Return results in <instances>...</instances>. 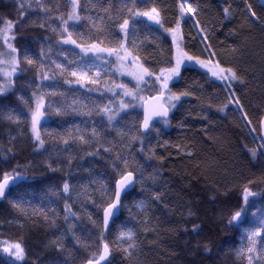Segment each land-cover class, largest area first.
Instances as JSON below:
<instances>
[{
	"label": "snow or ice",
	"instance_id": "obj_1",
	"mask_svg": "<svg viewBox=\"0 0 264 264\" xmlns=\"http://www.w3.org/2000/svg\"><path fill=\"white\" fill-rule=\"evenodd\" d=\"M138 4H145V0H120L119 9L113 0H97L96 4L85 0L83 5L81 0H64L63 4L59 0H35V6L33 0H23L18 5L16 21H0V96L19 90L17 80L23 79L24 74L31 70L34 77L26 85L31 90L29 98L26 100L20 96L19 99L27 108L30 118L29 140L33 150L42 154L48 151L46 144H62L61 151L67 166L88 173L87 178L95 185L92 190L84 184L77 189L65 181L59 192H51L52 196H59L65 202L63 231L49 241V245L58 254L70 256L71 251L64 244L66 239H70L77 246V251L84 250L87 253L80 264H114L113 246L120 249L130 264H139L137 232L127 224L118 225L117 221L121 210L127 207L124 200L137 184L143 185L145 182L144 166L136 159L135 153L143 154L145 140L153 132L159 134L161 127L170 124L182 99L195 96V90L191 88L174 91L176 84L184 79L183 73L201 70L199 74L209 81L223 82L226 102L217 111L226 112L230 105H235L248 127L251 139L256 142L252 148L243 144V150L252 160L259 158L264 162V114L257 121L260 128L257 136L249 113L244 111V104L232 87L233 84L246 83V70L237 67L235 57L232 61L225 60L213 48L209 37L215 25L212 28L201 25L198 19L201 8L197 0H175V12L169 21L165 20V10L155 3L143 8L138 7ZM242 7L244 15L252 24L264 29V20L253 10L252 4L245 0ZM90 9H98L104 15L95 18L82 16V12ZM222 13L224 20L232 21L234 10L231 6L224 7ZM26 15L29 19L24 21ZM85 19L91 25L87 33L80 30L81 21ZM25 23L52 34V38L44 37L45 44L36 41L39 52L35 55L30 47L32 41L21 44L24 37L18 36ZM186 26L195 29V35L192 36L195 43L186 40ZM243 27L242 24L241 32ZM141 31L150 35L141 40ZM228 35L235 36L237 32L229 29ZM53 39L58 49L56 58H53ZM164 39L169 44L167 55L149 62L142 54L146 42L163 51L156 41ZM196 45H200L199 50L192 51ZM231 51L236 54L242 50L232 47ZM261 76L264 77V69L261 70ZM23 87L25 85L21 84L20 88ZM82 90L86 95L98 94L100 99L91 101L90 105L85 104L75 98ZM69 92L74 96L71 102H67ZM57 97L61 100H57ZM50 108L58 116L71 111L88 117L95 115L99 120L89 121L90 127L83 129L76 125L74 131L68 130L63 134L47 129L42 133L41 121ZM129 117L132 118L130 122L127 119ZM5 118L17 126L22 123L21 117L14 111ZM203 119L207 120V116ZM201 135L206 136L207 129ZM15 139L11 137V140ZM148 151L153 152L151 148ZM0 155L3 156V163H8L9 156L15 158L11 147L0 149ZM185 155L192 157L194 153L186 151ZM98 163H103L106 169L111 170L110 183L108 178H99L96 174L95 165ZM47 167L52 171L57 170L52 163H48ZM20 169L18 164L11 171L0 172V200H8L25 217L24 222L18 221L21 229L37 215L48 227L58 228L55 209H51V215L43 208H33L29 213L19 197L10 199L15 190L28 182L29 178ZM159 175V172L154 171L148 179L155 183ZM260 182L264 183V179ZM256 184L255 179L242 177L236 203L226 217H221L227 227L251 225L244 228L243 239L247 243L237 250L241 264H264V191H254ZM216 191L219 192V189ZM73 192H77L76 202L82 208L91 205L99 210L98 221L93 219L91 213H87L88 221L95 228L94 238L91 233L87 236L78 234V231L83 232L85 229H77L80 217L73 211L72 204L68 203L73 198ZM162 195L161 191H155L151 199L160 202ZM212 199L215 200V197ZM135 206L139 212L145 213L148 204L141 200ZM189 215L192 213L189 212ZM249 217L254 219L250 220ZM141 223L145 230L155 231V228L149 227L147 216ZM113 228L117 232L110 239ZM192 231L199 232V225H193ZM204 250L211 252L208 244L204 245ZM28 256L23 237L0 239V264H29ZM51 264H69V261L53 259Z\"/></svg>",
	"mask_w": 264,
	"mask_h": 264
},
{
	"label": "trees",
	"instance_id": "obj_2",
	"mask_svg": "<svg viewBox=\"0 0 264 264\" xmlns=\"http://www.w3.org/2000/svg\"><path fill=\"white\" fill-rule=\"evenodd\" d=\"M20 2L23 0H0V21L7 19L16 21ZM63 2L64 0H59V3L63 4ZM244 2L245 0H197L201 8L198 19L206 28L215 25L209 40L218 54L228 61H232L235 57L237 67L246 70L244 75L246 83L233 84L232 87L236 89L235 94L244 104V111L249 113L258 136L260 128L257 121L264 112V77L261 76V70L264 69V29L259 25H253L244 15L242 7ZM84 3L85 0H81V4ZM91 3L96 4L97 0H91ZM113 3L119 9L120 0H113ZM152 3L165 10L166 21L173 18L175 0H145V4L137 6L143 8ZM247 3L252 4L253 10L264 20V12H262L264 5L261 0H247ZM229 6L234 10L231 22L224 20L222 13V9ZM81 14L93 18L104 15L98 9H90ZM28 19L27 15L23 17L24 21ZM242 24L244 27L241 32ZM81 25L80 30L85 33L91 27L86 19L81 21ZM229 29H234L237 35H228ZM185 33L186 40L195 43L192 40L195 29L186 26ZM146 35L150 34L141 31L139 38L143 40ZM18 36L24 37L21 44L32 41L30 47L33 49V55L39 52L36 41L45 44L44 37L52 38L50 32L42 31L31 23H25ZM156 43L163 51L149 42H146L143 49L142 54L149 62L167 55L168 40L164 39ZM199 47L200 45H196L191 50L198 51ZM232 47L242 51L234 54L231 51ZM57 51L53 39V58H56ZM200 71L183 73L184 79L176 84L174 91L191 88L195 90V96L182 99L181 104L174 111L170 124L161 127L159 134L153 132L145 140L143 154L135 153L136 159L144 166L145 182L143 185L137 184L124 200L127 207L119 213L117 224H127L137 232L139 264H241L237 250L247 243L243 239L244 228L251 225L227 227L221 217H226L230 208L236 203L242 177H251L257 181L254 191H264V183L260 182L264 179V162L259 158L252 160L243 150V144L252 148L256 146V142L251 139L248 127L240 111L235 109V105H230L226 112L217 111V108L226 102L223 82L209 81L199 74ZM33 77L34 73L31 70L27 71L23 79L17 80L19 90L0 96V149L11 147L15 154V158L8 157V163H3V156L0 155V172L11 171L19 164L20 170L29 179L26 184H22L14 191L10 199L19 197L22 206L29 213L33 208H43L51 215V209H55L58 214V228L48 227L37 215L21 229L18 227V221L24 222L25 217L21 216L8 200H0V239L23 237L29 252V264H51L53 259H67L69 264H80L87 253L84 250L77 251V246H74V242L70 239L64 241L65 246L71 251L70 256L58 254L49 245V241L63 231L65 202L59 196H52L51 192H59L65 181L77 189L84 184L92 190L95 185L87 178L88 173L67 166L64 162V153L61 151L62 144L50 142L46 144L48 151L42 154L33 150L32 142L29 140L30 118L27 108L19 99L20 96L26 100L29 98L31 90L26 85L33 80ZM21 84L25 87L20 88ZM66 88L67 86L65 90ZM73 98V94L69 92L67 102H71ZM75 98L89 105L91 101L100 99L98 94L86 95L83 90L76 94ZM56 99L61 100L59 97ZM13 111L21 117L22 123L19 126L9 123L5 118ZM204 116H207V120L203 119ZM127 119L130 122L132 118ZM91 120H99V117L83 116L71 111L67 115L58 116L54 109L50 108L41 123V132L47 129L50 132L55 130L63 134L68 130L74 131L76 125L81 129L90 127L88 122ZM204 129H207L206 136L201 135ZM21 132H23L22 136ZM11 137L16 139L11 140ZM149 148L153 152H149ZM72 151L75 154V150ZM186 151H192L194 155L189 157L185 155ZM48 163H52L53 168L57 170L49 169ZM110 171L103 163L95 165V172L99 178H108L109 183ZM154 171L160 173L155 183L148 179ZM217 188L219 192L216 191ZM155 191L163 193L160 202L151 199ZM72 197L68 203L72 204L73 211H76L80 217L76 227L78 230L85 229L83 232L78 231V234L87 236L91 233L94 238L95 228L88 221L87 213H91L93 219L98 221L99 210L91 205L82 208L76 202L77 192H73ZM213 197L215 200L212 199ZM141 200L148 204L145 213L139 212L135 206ZM259 206L260 203L257 201V207ZM189 212L192 215H189ZM145 216L149 227L155 228V231L145 230L141 223ZM249 219L254 218L249 217ZM193 225H199L200 231L193 232ZM116 232V228L111 230L110 239L114 238ZM205 244H208L211 252H205ZM113 259L114 264H130L115 246H113Z\"/></svg>",
	"mask_w": 264,
	"mask_h": 264
},
{
	"label": "water",
	"instance_id": "obj_3",
	"mask_svg": "<svg viewBox=\"0 0 264 264\" xmlns=\"http://www.w3.org/2000/svg\"><path fill=\"white\" fill-rule=\"evenodd\" d=\"M262 4L264 5V0H261ZM264 114V113H263Z\"/></svg>",
	"mask_w": 264,
	"mask_h": 264
},
{
	"label": "rangeland",
	"instance_id": "obj_4",
	"mask_svg": "<svg viewBox=\"0 0 264 264\" xmlns=\"http://www.w3.org/2000/svg\"><path fill=\"white\" fill-rule=\"evenodd\" d=\"M43 121V120H42ZM42 121H41V123H42Z\"/></svg>",
	"mask_w": 264,
	"mask_h": 264
},
{
	"label": "bare ground",
	"instance_id": "obj_5",
	"mask_svg": "<svg viewBox=\"0 0 264 264\" xmlns=\"http://www.w3.org/2000/svg\"><path fill=\"white\" fill-rule=\"evenodd\" d=\"M264 113V112H263Z\"/></svg>",
	"mask_w": 264,
	"mask_h": 264
}]
</instances>
